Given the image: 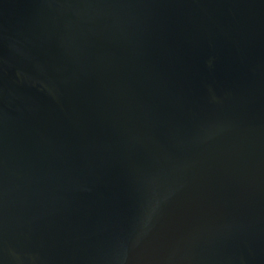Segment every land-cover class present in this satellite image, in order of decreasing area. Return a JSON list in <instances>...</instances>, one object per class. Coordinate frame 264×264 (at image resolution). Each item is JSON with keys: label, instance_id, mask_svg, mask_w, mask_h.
Returning a JSON list of instances; mask_svg holds the SVG:
<instances>
[{"label": "water", "instance_id": "obj_1", "mask_svg": "<svg viewBox=\"0 0 264 264\" xmlns=\"http://www.w3.org/2000/svg\"><path fill=\"white\" fill-rule=\"evenodd\" d=\"M62 2L0 74V264H264V0Z\"/></svg>", "mask_w": 264, "mask_h": 264}, {"label": "flooded vegetation", "instance_id": "obj_2", "mask_svg": "<svg viewBox=\"0 0 264 264\" xmlns=\"http://www.w3.org/2000/svg\"><path fill=\"white\" fill-rule=\"evenodd\" d=\"M69 9L62 0H0V74L10 57L25 60L31 36L49 33L46 28L52 26L49 21ZM10 82L8 74L4 81L0 80L2 93H6L4 83Z\"/></svg>", "mask_w": 264, "mask_h": 264}]
</instances>
